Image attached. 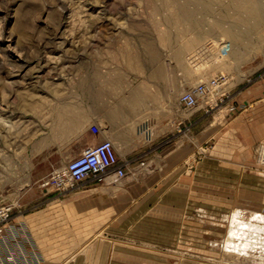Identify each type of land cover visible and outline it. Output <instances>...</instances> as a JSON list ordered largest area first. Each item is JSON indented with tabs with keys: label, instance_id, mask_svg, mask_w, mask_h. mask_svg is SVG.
Masks as SVG:
<instances>
[{
	"label": "rangeland",
	"instance_id": "1",
	"mask_svg": "<svg viewBox=\"0 0 264 264\" xmlns=\"http://www.w3.org/2000/svg\"><path fill=\"white\" fill-rule=\"evenodd\" d=\"M110 74L133 87L135 116L160 111L157 104L170 97L164 82L180 80L181 93L218 75L226 77L223 101L208 115L221 118L227 102L232 114H247L264 103V0H0V206L11 215L1 256H29L36 246L42 264V252L61 251L44 248L47 242L89 235L60 231V217L58 232L36 234L31 220L48 196L65 197L42 183L91 139L63 137V130L85 126L96 134L94 82ZM134 124V157L122 179H159L166 170L142 164L148 138L141 121ZM262 149L264 136L253 144L255 164H214L213 208L184 209L180 243L170 248L180 264H264ZM199 155L185 154L178 171L184 190L207 170L190 164ZM155 187L134 185L131 207ZM118 188L120 199L127 186ZM136 224L113 238L146 240L163 227ZM19 225L23 233L13 228Z\"/></svg>",
	"mask_w": 264,
	"mask_h": 264
},
{
	"label": "crops",
	"instance_id": "2",
	"mask_svg": "<svg viewBox=\"0 0 264 264\" xmlns=\"http://www.w3.org/2000/svg\"><path fill=\"white\" fill-rule=\"evenodd\" d=\"M160 87L163 90L168 88L170 94L157 104L160 111L135 116L134 105L140 101L134 102L135 91L125 80L110 74L94 82L96 134L91 135L83 126L72 132L69 128L63 130V137H91L81 140L80 147L109 139L118 163L127 168L126 164H132L134 157V122L140 120L148 140L142 142L146 148L138 157H142V164H152L157 169H165L166 173L159 179L127 177L118 185L119 180L112 178L102 184L86 180L61 199L54 194L48 196L46 200H51V205L46 204L45 210L36 211L33 214L35 220H31L36 234L56 232L55 221L60 217V231L89 235L78 240L47 242L44 248L61 251L57 255L42 252V264H180L181 258L170 248L175 250L180 243L184 209L189 205L206 211L213 208L214 164H255L253 144L264 136L263 102H258L247 114H232L235 112L230 111L231 105L227 102L218 112L222 113L219 118L218 114L209 116L199 108L183 110L177 98L180 80L174 79L168 85L164 82ZM142 97L141 101H144L146 97ZM187 127L188 130L183 132ZM193 150L200 155L190 164H205L207 170L205 176L189 180V189L184 190L178 171L185 164V154ZM141 184L156 187L131 207L134 185ZM118 186H127L121 189L120 199ZM137 209L140 211L135 212ZM146 219L163 225L160 229L157 227V231L149 232L158 236L137 241L113 238L128 234L136 223H144ZM97 233L106 236L97 237ZM167 236L171 240H166Z\"/></svg>",
	"mask_w": 264,
	"mask_h": 264
},
{
	"label": "built area",
	"instance_id": "3",
	"mask_svg": "<svg viewBox=\"0 0 264 264\" xmlns=\"http://www.w3.org/2000/svg\"><path fill=\"white\" fill-rule=\"evenodd\" d=\"M225 81L226 77L224 75H218L206 81L198 82L188 90L180 93L178 103L183 110L199 108L205 114H208L222 103L223 98L218 90ZM125 169L124 164L118 163L111 141L104 139L83 149L62 168L53 170L42 185L44 188L51 187L57 194L64 196L78 189L80 184L86 180H90L95 184H102L109 178L121 180L125 175ZM10 220L9 209L0 206V243H4L2 239L9 227ZM13 228L18 233L24 232L22 225L13 226ZM30 252L32 253L29 256L23 255L21 252L18 253L21 254L19 256L12 253L5 256L0 255V264H40L42 259L38 257L37 247L35 246Z\"/></svg>",
	"mask_w": 264,
	"mask_h": 264
},
{
	"label": "bare ground",
	"instance_id": "4",
	"mask_svg": "<svg viewBox=\"0 0 264 264\" xmlns=\"http://www.w3.org/2000/svg\"><path fill=\"white\" fill-rule=\"evenodd\" d=\"M262 152H264V149H262Z\"/></svg>",
	"mask_w": 264,
	"mask_h": 264
}]
</instances>
